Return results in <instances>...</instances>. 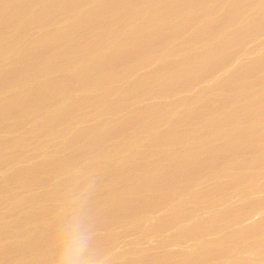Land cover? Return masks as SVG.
<instances>
[{
  "label": "rangeland",
  "instance_id": "374dc122",
  "mask_svg": "<svg viewBox=\"0 0 264 264\" xmlns=\"http://www.w3.org/2000/svg\"><path fill=\"white\" fill-rule=\"evenodd\" d=\"M30 1H34L33 6L36 7L34 12L32 11L33 13L30 14L33 16L32 14L36 13V9L41 8L44 3L41 2L42 0ZM97 1L109 4V7L111 4L106 17L108 27L95 29L96 31H102L101 34H103L101 39L89 48L86 44L95 37L96 31L91 28L90 24L82 21L86 11L93 6L89 7L84 0H81V3L79 1L73 3V0H68L66 1L68 4H65L63 10L57 2L58 7H54L57 8L56 13H53L52 17L42 19V21L25 14L28 8H24L23 12L26 17L22 19L21 23L19 22L20 25L17 23L18 21L15 23L9 22L5 25L8 30L6 27H4L6 30H0V38L2 37L6 42H13L12 47L14 45L9 54H0V77L4 80L0 79L1 87L10 82L13 77H19L22 81L23 79L32 80L37 76H41V71L42 74L47 73V70L54 66L50 57L59 54L70 43L72 47L76 46L78 49V57L76 54L71 56L72 51L70 50L68 60L59 57L61 59L59 62L53 61L55 65H59L73 60V62H76L73 64V69H78L73 71L74 74L65 75V77L64 75L60 77L59 72L57 77L48 75L43 78L46 81L41 79L44 81L42 87L39 86L33 91L24 90L25 92L21 91L18 92L19 94L12 95V100L17 101V105L10 106L7 110L9 114L4 115L3 119L0 118V144L3 145V157H0V161L16 157L15 160L5 163V169H0V212H13L20 209L18 206H20L19 202L23 200V197L29 191L36 190L37 179L41 177V179L48 180L46 178L48 177V173H46L48 167L43 169L40 166L39 170L36 169L37 174L34 173V178L28 176L30 177L27 179L29 180L28 183L30 182L28 185L15 188L14 184L22 182V177L18 173L19 178L16 175L11 177V174L18 172L19 167L35 165L42 161H44V165H47L48 160L56 161L55 164L63 161H65V164H70L68 162L78 161L82 157V170L87 167V171L84 170L85 172H83L84 174L77 175L80 179L76 176V179L79 180V186H71V190V187L69 188L77 203L72 204L68 209L69 211L65 216L66 220H55L51 214L48 216V207L35 211L34 216L36 218L41 217L45 220L49 218L53 220V223H51L53 226L49 225L47 230V224L39 231L30 233L28 237L24 238L25 241H21L23 239L18 241L19 243H12L13 240L10 237L6 239V237L3 240V243L6 244L0 249V264H65L66 253L70 249H79L80 258L86 261V264H264V142L263 146L259 150L256 149V151L247 150L246 144L243 146L244 148L242 147L243 149L239 146V149L237 148L233 154L231 153L232 155L221 151L223 142L226 143L228 140L224 141L222 136L226 133L225 130L221 131V128H228L229 132L230 128L232 129L235 127L233 125L236 124L240 129L250 132L254 125L263 123L257 110L248 106L250 103L248 101L257 93L264 96V64L260 68L257 67V70L255 68L254 71L251 68L247 69L248 66L246 65L264 56V0H196L198 2L189 6L184 14L176 17H162L164 12L168 9L171 10L172 5L169 2L171 0H166L168 5L165 0H153L151 6L146 8V4L144 5L143 2L144 7L142 10L139 0ZM123 1L126 2L125 5L121 6L123 9L121 7L116 9L115 3L117 2L119 6ZM11 2L13 3V1H9L8 4L11 5ZM83 4L87 7H80ZM2 8L1 12L10 9L6 5ZM143 9L146 14H143ZM104 14L106 15V11L103 12V16ZM57 15L58 18L47 25L48 20L57 17ZM45 23L47 24L45 25ZM22 24H26L28 27H24L25 25ZM204 24L206 27L202 31L201 28L205 26ZM213 25L217 27L215 31L209 29L210 26L215 28ZM26 28L28 29L26 37L24 36L25 33L20 35L19 30H25ZM44 28L47 31L45 33L42 31ZM200 29L202 32L199 31ZM53 31H59L64 37L58 38V40L60 39L59 42L57 39L53 40L49 35ZM212 31L215 32L213 36L211 35ZM42 33L49 36L48 43L45 41V45H41L43 42L39 41V46L36 44V40L44 35ZM65 37H68L69 40ZM103 44L104 47L109 44V48L118 46L120 49L119 53L114 52V56L111 57L113 54L110 56L111 60L108 58L106 60L107 70L104 73L108 74L107 83L104 82L106 73L99 75L95 72L92 81H87L81 84L82 86H73L74 78L83 69L84 72L85 70L88 71V67L95 60V63L97 62L95 69L96 71L100 70L102 66L100 62L103 61V55L101 54V57L100 53L104 54V51H106L104 49L99 50ZM36 45L38 52H42L39 59L37 55H30L26 59L27 52L35 48ZM193 51L199 54L195 55L198 56V60L195 57L193 58ZM211 51H215V57L222 56L223 58L224 54L228 55V59L224 58V61L226 59L227 61L223 62L222 60L219 66L211 69L210 66H212V60L214 59ZM87 55L91 64L88 61L89 59H86L88 58ZM115 55L118 56L115 57ZM191 55H193L192 58ZM47 58H49L48 63L46 62ZM9 59L11 63L8 62ZM25 59L26 64L30 63V67L25 66ZM190 59H192L191 61L196 59L198 62H195V60L194 63L199 65L194 68V72L192 71L188 75V66L193 63ZM82 60L85 63H81ZM189 61L191 64H188ZM109 62L113 63L109 64ZM12 63L13 65H11ZM180 66L181 68H179ZM11 67L12 69H10ZM204 67L207 68L205 73L206 69ZM108 70L109 72H107ZM211 70L213 72H210ZM236 71H239V73ZM17 72L18 76L16 75ZM11 73H15L14 76H11ZM174 73H179V78L182 81L180 82L177 79L176 81L180 83L174 82L175 86L179 84L176 88L170 84L171 89L167 92L170 87L168 88V84L164 81L168 79L171 81L172 77L178 76H174ZM191 75L194 76V79ZM103 76L105 77L103 78ZM118 76L120 77L118 78ZM52 78H55L54 81ZM61 78L65 79L60 80ZM161 78H164L163 81ZM57 81H62V84L64 82L67 85L63 84L64 86L62 85L59 90H53L52 87V91L46 92L48 87L57 84ZM98 81H101L99 85L97 84ZM91 83L97 89L90 90V92L94 91L93 93L87 91L84 96L79 93V97L77 94L71 96V99L74 98L65 102L67 103L65 104L66 107L64 102L61 103L65 110L61 111L60 101H55L54 103L58 106L54 104L55 109L61 112L56 111L57 114L55 113L52 116L50 107H48L51 99L55 100L66 90L75 91L86 85L89 88V86H93L90 85ZM36 84L38 85V83ZM104 89L108 91L104 99L105 106H101L95 98ZM175 89L176 91H174ZM17 95L26 96V103L24 98ZM20 99L22 100L19 101ZM90 99L93 102L89 104ZM40 102L41 104H39ZM212 102L215 103L212 104ZM76 103L79 106L75 107ZM67 105L71 108L69 109ZM1 107L2 105H0V109ZM59 107L61 108L59 109ZM67 109L68 111L71 110L70 114ZM237 109H240L238 119L234 117L233 120L230 115ZM28 111H35V115H28L15 120L19 115L23 116ZM194 112L198 114L192 116ZM170 113L173 114L171 117H174L171 120ZM11 118L15 121L9 120ZM177 118H183L179 134L176 132L177 124H174ZM191 118L193 120H190ZM212 118H214L217 131L220 127V133L216 134H219L218 138L214 141L208 134V126H210L208 121H211ZM6 119H8V122ZM52 119L54 120L51 121ZM172 119H175V122ZM4 120L5 122H3ZM40 120H45L44 126H47L40 127L37 132L36 129ZM10 121H14L13 124H15L11 129L7 127L8 123L11 124ZM191 121L196 123L191 124ZM217 122L219 124H216ZM247 122L249 123L247 124ZM145 125L146 127H144ZM53 126L55 127L52 132H49L48 130ZM185 127L192 129L190 134L184 135L182 129ZM83 130H87V133L84 132L87 138L84 142L83 135L80 134ZM78 133L79 135L76 137ZM170 135L173 138H170ZM21 136H26V139L29 138L27 139L29 142L23 147L21 146V149L16 147L4 148L10 140ZM219 136H221L220 140ZM177 137L179 139L177 140L178 145L176 151L174 150L176 154L171 156L170 151L163 147L169 144L168 141L171 139L170 143H174ZM69 139H73L69 142L71 146L66 145ZM141 139L144 142L140 141ZM196 139L198 140L196 141ZM113 142L118 143L117 147H120V150H117L120 153L118 154L117 151V154L111 155L110 159L94 160L93 157L88 159L85 156L90 148L93 147L94 149L99 146L98 148L102 147L101 150H105ZM152 142L153 144H151ZM141 145L145 147L142 148ZM194 148L197 150L195 158L192 156L191 151H194ZM199 148L203 150L213 149L214 155L211 157L209 167L200 165L197 174H192L194 173L193 165H196V162L193 161V163L192 159L198 160L199 151H201ZM189 150L191 153H189ZM219 150L221 153H219ZM175 155L178 159L183 155L184 162L189 164L185 166L184 171L186 168L189 170L187 169L176 178L175 176L172 178V171V175L170 174L168 178L164 179L161 169L173 166L175 162L177 164L178 160ZM46 156H49L50 159ZM53 156L54 158L57 157L53 159ZM257 158H260L258 164L255 163ZM93 166L95 169H92ZM43 170H45L44 174H42ZM150 177H152L151 179L154 178L153 187L145 184V180L148 181ZM162 178L166 182L165 186L162 183ZM27 180L24 179L23 181L27 182ZM47 182L44 186H48ZM149 182L151 183V180ZM84 183L89 184L88 188L91 189L86 191L79 189ZM128 199H131V203L126 202ZM97 203L98 207L103 204V210L100 213H98L100 210L97 213L94 212ZM13 208L14 210H12ZM15 211L14 213L11 212L10 215L12 221H14L15 215H19ZM92 211L94 214H92ZM45 215L48 217H44ZM56 221L59 223H54ZM9 227H4V225L0 227V237L7 233V230L11 228ZM93 241L94 243H92ZM34 250L35 252L38 251L37 253H40V255L33 259L28 254ZM25 253L27 254L26 260L21 261V254L26 255Z\"/></svg>",
  "mask_w": 264,
  "mask_h": 264
},
{
  "label": "bare ground",
  "instance_id": "6f19581e",
  "mask_svg": "<svg viewBox=\"0 0 264 264\" xmlns=\"http://www.w3.org/2000/svg\"><path fill=\"white\" fill-rule=\"evenodd\" d=\"M25 0H13V3L10 5V4H8V3H4V4H0V12H1V10H3V6H5L6 5V7H13V6H16V5H18L20 2H24ZM36 1V0H35ZM97 1V0H96ZM95 0H84V2L86 3V4H88L89 5V7L90 6H92L95 2H96ZM103 1V0H102ZM160 1V0H159ZM166 1V0H165ZM17 2V3H16ZM28 2L30 3V4H32V1H30V0H28ZM42 2V1H41ZM80 2V1H79ZM196 2H198V1H196ZM145 3V2H144ZM143 3V4H144ZM152 4V1L151 2H149V5H151ZM161 3V2H160ZM146 4V3H145ZM154 5H155V2L153 3ZM166 4H167V1H166ZM7 5H9V6H7ZM149 5H148V7H149ZM35 6H36V4H35ZM146 6V5H145ZM39 7H41V6H39ZM80 7H87V6H85L84 4L83 5H81ZM171 7V6H170ZM7 8V9H8ZM27 8V7H26ZM36 8V7H35ZM35 8L34 9H31V7L29 8V9H27V12L25 13V14H28V15H30L31 13H33L34 12V10H35ZM122 8V7H121ZM146 8V7H145ZM6 9V8H5ZM88 9V8H87ZM123 9V8H122ZM148 9V8H147ZM9 10V9H8ZM26 10V9H25ZM38 10V9H37ZM63 10V9H62ZM82 10V9H81ZM150 10V9H149ZM170 10V9H169ZM168 10V11H169ZM33 11V12H32ZM60 11V10H59ZM85 11V10H84ZM230 11H232V10H230ZM230 11H229V13H230ZM65 12V11H64ZM130 12V11H129ZM143 13H144V9H143V11H142ZM56 12H54V14H55ZM82 13V12H81ZM84 13V12H83ZM24 14V15H25ZM57 14H58V12H57ZM32 15H34V14H32ZM56 16V15H55ZM193 16V15H192ZM26 17V16H25ZM25 17H24V19H25ZM30 17H31V15H30ZM52 17V16H51ZM142 17V16H141ZM23 18V17H22ZM56 18H58V15H57V17H54V18H50V20H48V24L47 23H45V25L47 24V25H49L50 23H52V20H56ZM144 18V17H143ZM47 20V19H46ZM70 20V19H69ZM143 20V19H142ZM216 20V19H215ZM38 21H40V20H38ZM81 21V20H80ZM212 21V20H211ZM219 21V20H218ZM32 22V21H31ZM46 22V21H45ZM214 22V21H213ZM223 22V21H222ZM24 23V22H23ZM41 23V22H40ZM132 23V22H131ZM134 23V22H133ZM208 23H210V22H208ZM215 23V22H214ZM214 23H212V24H214ZM38 24V23H37ZM61 24V23H60ZM64 24V23H63ZM206 24H207V22H206ZM211 24V25H212ZM20 25V24H19ZM22 25H25L24 27H28L26 24H22ZM144 25V24H143ZM205 25V24H204ZM216 25H217V23H216ZM216 25H213V26H215V28L214 27H212V26H210V30H214L215 31V29L217 28L216 27ZM42 27H45V26H43V25H41ZM127 26V25H126ZM15 27V26H14ZM19 27V26H18ZM30 27V26H29ZM40 27V26H39ZM47 27V26H46ZM51 27V26H50ZM79 27V26H78ZM203 28H201L202 29V31H204V27H206V25L205 26H202ZM258 27V26H257ZM7 28V30H8V27H6ZM6 28H3L4 30H6ZM10 28V27H9ZM48 28H49V26H48ZM131 28H132V24H131ZM207 28H208V25H207ZM213 28V29H212ZM140 29V28H139ZM201 29L199 30L200 32H202L201 31ZM254 29V28H253ZM17 30V29H16ZM52 30H53V28H52ZM208 30V29H207ZM206 30V31H207ZM220 30V29H219ZM218 30V31H219ZM257 30V29H256ZM15 31V30H14ZM28 31V29L26 28L25 30H23V29H21V30H19V32H20V35H23L24 33V36L26 37V32ZM42 31L45 33V31H46V28H44V30L42 29ZM48 31H50L49 29H48ZM96 31V30H95ZM209 31V30H208ZM10 32V31H9ZM17 32V31H16ZM47 32V31H46ZM54 32V31H53ZM131 32V31H130ZM199 32V33H200ZM213 32V31H212ZM217 32V31H216ZM28 33V32H27ZM44 33H42V34H44ZM49 33V32H48ZM52 33V32H51ZM196 33V32H195ZM198 33V34H199ZM214 33L215 32H213L211 35L213 36L214 35ZM18 34V33H17ZM63 34H65V33H63ZM130 34V33H129ZM217 34V33H216ZM45 35V34H44ZM126 35V34H125ZM200 35H201V33H200ZM68 36V35H67ZM195 36V35H194ZM197 36V35H196ZM21 37V36H20ZM25 37H23L22 36V38H24L25 39ZM49 37V36H48ZM62 37H64V35L62 36ZM104 37V36H103ZM10 38V37H9ZM65 38H67L68 39V37H65ZM199 38V37H198ZM232 38V37H231ZM7 39V38H6ZM8 40V39H7ZM58 40V39H57ZM60 40V39H59ZM59 40H58V42H59ZM69 40V39H68ZM27 41V40H26ZM52 41V40H51ZM103 41V40H102ZM107 41V40H106ZM105 41V42H106ZM35 42V41H34ZM47 42V41H46ZM53 42V41H52ZM51 42V43H52ZM117 42V41H116ZM30 43V42H29ZM45 43V42H44ZM48 43V42H47ZM50 43V42H49ZM60 43H61V41H60ZM60 43H59V45H60ZM65 43H67V42H65ZM104 43V42H103ZM113 43V42H112ZM13 44V42L12 43H10V41L9 42H6V41H4L3 40V38L1 37L0 38V54L2 53V55H6V54H9L10 52L9 51H12L11 49L14 47V45H13V47L11 46ZM16 44V43H15ZM37 44V43H36ZM39 44H40V42H39ZM57 44V43H56ZM105 44H107V43H105ZM35 45V44H34ZM45 45V44H44ZM44 45H43V47H44ZM47 45V44H46ZM53 45V44H52ZM68 45V44H67ZM101 45V44H100ZM49 46V45H48ZM108 46H109V44H108ZM108 46H106V47H104V44H103V46L101 47V48H99V50H106V51H104L105 53L103 54V53H100V56H101V54L103 55V61L105 60H107V58L108 59H110L111 60V57H113L114 56V52L115 53H119L120 52V49H119V47L118 46H116V48H115V46H112V45H110V46H112V47H108ZM11 47V48H10ZM21 47V46H20ZM33 47V46H32ZM31 47V48H32ZM72 47V46H71ZM99 47V46H98ZM24 48V47H23ZM39 48V47H38ZM54 48L56 49V47L54 46ZM58 48V47H57ZM62 48V47H61ZM27 49V48H26ZM48 49H49V47H48ZM52 49H53V46H52ZM94 49V48H93ZM125 49V48H124ZM20 50V49H19ZM44 50H45V48H44ZM109 50V51H108ZM17 51H18V49H17ZM27 51H28V49H27ZM43 51V50H42ZM52 51V50H51ZM57 51H58V49H57ZM48 52H49V50H48ZM54 52V51H53ZM60 52V51H59ZM93 52V51H92ZM109 52V53H108ZM194 52V51H193ZM218 52V51H217ZM24 53H25V51H24ZM88 53V52H87ZM91 53V52H90ZM94 53V52H93ZM199 53V52H198ZM26 54V53H25ZM24 54V55H25ZM41 54H42V52H41ZM47 54V53H46ZM45 54V55H46ZM92 54V53H91ZM113 54V55H112ZM192 54H194V56L193 55H191L190 57L192 58V56H193V58L195 57L196 59L198 58V56H195V55H199V54H196L195 52L194 53H192ZM211 54H213L212 55V58H214L212 61H213V63H212V66H210V68L212 69H214V68H216V66H219V64L220 63H222V60H223V62H225V61H227V57H228V55H226V54H224L223 56V58H222V56H214L215 55V51H211ZM23 55V56H24ZM53 55V54H52ZM88 55H89V53H88ZM88 55H87V57H88ZM112 55V56H111ZM119 55V54H118ZM118 55H115V57L116 56H118ZM207 55H208V53H207ZM226 55V56H225ZM19 56V55H18ZM17 56V57H18ZM21 56V55H20ZM47 56V55H46ZM51 56V55H50ZM61 56V55H60ZM71 56H72V54H71ZM80 56V55H79ZM111 56V57H110ZM158 56V55H157ZM41 57V56H40ZM52 57V56H51ZM77 57H78V55H77ZM82 57V56H81ZM80 57V58H81ZM93 57V56H92ZM102 57V56H101ZM110 57V58H109ZM161 57V56H160ZM219 57V58H218ZM227 58L225 61H224V58ZM21 58V57H20ZM69 58H70V56H69ZM74 58V57H73ZM157 58H159V57H157ZM202 58V57H201ZM261 58V57H260ZM256 59V61H251L252 63H250L249 62V65H246V66H248V68L247 69H249V68H251L252 69V71H254V69L256 68V70H257V67L258 68H260L263 64H264V56H262V58L261 59ZM15 59V58H14ZM24 59V58H23ZM84 59V58H83ZM86 59H89V57L88 58H86ZM98 59V58H97ZM100 59V58H99ZM196 59H194V61L196 60ZM48 60H49V58H48ZM64 61H65V59H63ZM68 60V59H67ZM76 60V59H75ZM85 60V59H84ZM84 60H82V62L81 63H83L84 62ZM102 60V59H101ZM113 61L115 60V58L114 59H112ZM192 59H190V61H191ZM198 60V59H197ZM195 61V62H198V61ZM10 61V59L8 60V62ZM71 61V60H70ZM77 61V60H76ZM89 61V63H90V59L88 60ZM94 61V60H93ZM96 61V60H95ZM100 61V60H99ZM189 61V62H190ZM194 61H191V62H193L194 63ZM210 61V60H209ZM13 62V61H12ZM62 62V61H61ZM191 62L190 63H188V64H191ZM203 62V61H202ZM9 63H11V62H9ZM24 63V62H23ZM74 63H76V62H73V60L71 61V62H66V63H62V64H57V65H55L54 63H53V61H52V64L54 65V66H52L50 69H48L47 71L45 70V72H47V73H43L42 74V71H41V76H37V77H35L34 79H32V80H24L23 79V81H22V79H19V77H13L12 78V80H10V82H8L7 84H5V85H3L2 87L0 86V105H2V107H1V109H0V118L1 119H3L2 117H5L4 115H6V114H9V113H7V110H8V108L10 107V106H16L17 105V101H15V100H12L13 98V96H14V94H16V93H18V92H21V91H24V90H30V91H33V90H35V89H37L39 86H43L42 85V83L44 82V81H46V79H43L44 77H46V76H50V77H52V76H56L57 77V74H58V72L60 73V77L62 76V75H64V77H65V75H68V76H70V75H72V74H74V70L76 69H73L74 68V66H73V64ZM80 63V62H79ZM85 63V62H84ZM88 63V62H87ZM111 63H113V62H109V64H111ZM191 64V65H189L188 66V68H189V71L188 70H186V71H188V75L190 74V73H192V71L193 70H195L194 68H196L198 65H196L195 63L194 64ZM205 63V62H204ZM203 63V64H204ZM211 63V62H210ZM215 63V64H214ZM17 64V63H16ZM30 64V63H29ZM39 64V63H38ZM43 64H44V62H43ZM91 64V63H90ZM206 64V63H205ZM251 64V65H250ZM9 65V64H8ZM7 65V66H8ZM11 65H13V63L11 64ZM21 65V64H20ZM42 65V64H41ZM76 65V64H75ZM79 65V64H78ZM89 65V64H88ZM194 65H196L195 67H194ZM10 66V65H9ZM49 66V65H48ZM73 66V67H72ZM81 66V65H80ZM182 66V65H181ZM181 66L179 67V68H181ZM185 66V65H184ZM208 66V65H207ZM264 66V65H263ZM4 67H6V66H4ZM13 67V66H12ZM12 67L10 68V69H12ZM21 67H23V66H21ZM20 67V68H21ZM30 67V66H29ZM78 67V66H77ZM206 67V66H205ZM204 67V68H205ZM7 68V67H6ZM5 68V69H6ZM81 68V67H80ZM89 68V67H88ZM87 68V69H88ZM171 68V67H170ZM184 68V67H183ZM185 68H186V66H185ZM204 68H203V70H204ZM263 68V67H262ZM15 69V68H14ZM23 69V68H22ZM51 69H52V71H51ZM86 69V68H85ZM109 69V68H108ZM172 69L174 70V68L172 67ZM176 69V68H175ZM206 70L204 71V73L207 71V68H205ZM250 69V70H251ZM8 70H9V67H8ZM7 70V71H8ZM76 70H78V69H76ZM110 70V69H109ZM109 70L107 71V72H109ZM169 70H171V69H169ZM181 70V69H180ZM6 71V70H5ZM18 71V70H17ZM19 71H21V70H19ZM23 71V70H22ZM87 70H85V72H86ZM111 71V70H110ZM176 71V70H175ZM174 71V72H175ZM248 71V70H247ZM11 72V71H10ZM14 72H16L15 70H14ZM30 72V71H29ZM76 72V71H75ZM115 72V71H114ZM164 72V71H163ZM173 72V71H172ZM177 72V71H176ZM178 72H180L179 70H178ZM194 72V71H193ZM210 72H213L212 70L210 71ZM237 73H239V71H236ZM257 72V71H256ZM106 73V72H105ZM104 73V74H105ZM6 74V73H5ZM10 74V73H9ZM12 75L11 76H14V74L15 73H11ZM47 74V75H46ZM77 74V73H76ZM80 74V73H79ZM107 74V73H106ZM121 74V73H120ZM125 74V73H124ZM177 74V73H176ZM179 74V73H178ZM209 74H211V73H209ZM2 75H3V73H2ZM17 76H18V72H17V74H16ZM20 75H21V73H20ZM25 75H27V74H25ZM40 75V74H39ZM174 75V74H173ZM195 75V74H194ZM197 75V74H196ZM207 75V74H206ZM6 76V75H5ZM7 76H9V75H7ZM120 76H123V75H120ZM120 76H118V78L120 77ZM174 76H176V75H174ZM192 76V75H191ZM190 76V77H191ZM24 77V76H23ZM50 77H49V79H50ZM77 77V76H76ZM105 76H103V78H104ZM108 74L106 75V77H105V81H104V79H102V81H104V82H106L107 83V80H108ZM170 77V76H169ZM168 77V78H169ZM172 77V76H171ZM179 77V76H178ZM194 76H192V78H193ZM197 77V76H196ZM233 77V76H232ZM59 78V77H58ZM72 78V77H71ZM172 78H174V77H172ZM0 79H1V77H0ZM4 79H6V78H4ZM41 79H43V80H41ZM53 79V78H52ZM55 79V78H54ZM54 79H53V81H54ZM62 79H65V78H61L60 80H62ZM66 79H67V77H66ZM98 79V78H97ZM110 79H111V77H110ZM114 79H115V77H114ZM164 79V78H163ZM194 79V78H193ZM1 80H3V79H1ZM8 80V79H7ZM51 80V79H50ZM70 80V79H69ZM69 80H68V82H69ZM100 80H101V77H100ZM169 80V79H168ZM238 80V79H237ZM4 81V80H3ZM171 81H172V79H171ZM175 81V80H174ZM179 81L181 82L182 80H180V78H179ZM179 81H176V83H178ZM240 81V80H239ZM48 82V81H47ZM66 82V81H65ZM101 82V81H100ZM99 81H98V85H99V83H100ZM179 82V83H180ZM236 83H237V81H235ZM243 82V81H242ZM36 83H38V85L36 84ZM50 83V82H49ZM52 83V82H51ZM67 83V82H66ZM70 83V82H69ZM2 84H3V82H2ZM56 84V83H55ZM65 84V83H64ZM95 84V83H94ZM171 84V83H170ZM182 84V83H181ZM180 84V85H181ZM187 84V83H186ZM186 84H185V86H186ZM241 84V83H240ZM247 84V83H246ZM46 85V84H45ZM65 85H67V84H65ZM90 85H93L92 83L90 84ZM98 85H96V86H98ZM179 84H177L176 86H175V83L172 85L173 87H177ZM183 85V84H182ZM233 85V84H232ZM245 85V84H244ZM248 85V84H247ZM49 86V85H48ZM64 86V85H63ZM82 86V85H81ZM87 86V85H86ZM86 86H83V87H80L79 89H77V90H75V91H71V90H69V91H67L66 90V92L64 93H62L61 95H60V97H58V98H56L55 100H48L49 102H50V104H48V107H50V111H51V114H52V116L56 113L57 114V112H58V110H56L55 109V107L57 106L54 102L55 101H60V106H61V103H63L64 102V106L66 107V105L65 104H67V103H65L66 101H68L69 99H71L70 97L71 96H74L75 94H77L78 95V93L79 94H82L83 96H84V94L87 92V91H89L90 92V90H92V89H97V87L95 88V85H93V86H89V88L88 87H86ZM184 86V85H183ZM236 86V85H235ZM241 86V85H240ZM46 87H47V85H46ZM66 87V86H65ZM68 87V86H67ZM66 87V88H67ZM98 87H100V86H98ZM170 86L168 85V88H169ZM173 87H172V89H173ZM243 87V86H242ZM69 88V87H68ZM167 88V89H168ZM171 88V87H170ZM170 88H169V90L167 91V92H169L170 91ZM237 88V87H236ZM239 88V87H238ZM237 88V89H238ZM245 88V87H244ZM244 88H242V89H244ZM45 89V88H44ZM74 89V88H73ZM40 90H41V88H40ZM44 91V90H43ZM57 91V90H56ZM62 91V90H61ZM108 90H106V89H104L103 90V92H101L100 93V95L98 94V97L97 98H95V99H97V101H98V103L101 105V106H105V101H104V99H105V95H106V92H107ZM174 91H176V89L174 90ZM240 91H241V89H240ZM25 92V91H24ZM23 92V93H24ZM92 92V91H91ZM90 92V93H91ZM94 92V91H93ZM92 92V93H93ZM19 94V93H18ZM22 94V93H21ZM30 94V93H29ZM54 94V93H53ZM13 95V96H12ZM48 95V94H47ZM17 96H20V95H17ZM36 96V95H35ZM35 96H34V98H35ZM44 96V95H43ZM20 97H22V98H24V100H25V98H26V96L25 97H23V96H20ZM28 98H29V96H27ZM46 97V96H45ZM55 97V96H54ZM54 97H53V99H54ZM78 97H79V95H78ZM130 97V96H129ZM253 98L251 99V100H249L248 102H250L249 103V107L251 108V109H254V110H257V112L260 114V117L262 118V121H263V123H261V124H256V125H252L253 127L250 129L251 131L250 132H248V130H242V129H240V127H236V126H238V125H233V126H235V127H233L232 128V130L230 131L229 130V132H226L225 131V133L226 134H223V139H224V141L226 140V139H228L227 140V142L225 143V142H223V147L221 148V151H222V153H224V152H226L228 155H232L233 153H234V151L235 150H237V148L239 149V146H240V148H242L245 144V147L247 148V150H253V151H256V149L257 150H259L262 146H263V142H264V96H262V95H260V93H257V94H254V96H252ZM15 98V97H14ZM19 98V97H18ZM40 98V97H39ZM74 98V97H73ZM72 98V99H73ZM71 99V100H72ZM22 99H20L19 101H21ZM23 100V101H24ZM32 100V99H31ZM34 100H36V99H34ZM221 100V99H220ZM247 100V99H246ZM26 101L27 100H25V103H26ZM74 101V100H73ZM72 101V102H73ZM85 101V100H84ZM48 102V103H49ZM70 102V101H69ZM93 102V100L92 99H90V102H89V104L90 103H92ZM218 102V101H217ZM247 102V101H246ZM34 103V102H33ZM43 103V102H42ZM75 103V102H74ZM208 103V102H207ZM215 102H212V104H214ZM20 103L18 102V105H19ZM29 104V103H28ZM39 104H41V102L39 103ZM38 104V105H39ZM56 106H55V105ZM77 104V103H76ZM245 104V103H244ZM248 104V103H247ZM247 104H246V106H247ZM21 105H23V104H21ZM27 105V104H26ZM31 105V104H30ZM81 105V104H80ZM87 105V104H86ZM33 106V105H32ZM43 106V105H42ZM55 106V107H54ZM76 106H79L78 104L77 105H75V107ZM216 106H217V104H216ZM29 107V106H28ZM31 107V106H30ZM39 107H40V105H39ZM58 107V106H57ZM62 107V108H61ZM61 107H59V109L61 108V111H63V110H65V108L63 107V106H61ZM67 107L69 108V106L67 105ZM74 107V106H73ZM81 107V106H80ZM34 108V107H33ZM70 108H71V106H70ZM69 108V109H70ZM240 108L242 109V107L240 106ZM247 108V107H246ZM31 109V108H30ZM34 109H37V108H34ZM58 109V108H57ZM77 109V108H76ZM244 109H245V107H244ZM4 110H5V112H4ZM22 110V109H21ZM29 110V109H28ZM47 110V109H46ZM74 110V109H73ZM38 111V110H37ZM57 111V112H56ZM60 111V112H61ZM67 111H68V109H67ZM71 111V110H70ZM70 111H68L69 112V114H70ZM238 111H240V109L238 110H235V111H233V113L230 115V117H233V120H234V117L236 118V119H238L237 117H238ZM9 112V111H8ZM60 112H58V113H60ZM65 112V111H64ZM251 112H252V110H251ZM65 113H67V112H65ZM69 114H67L68 116H69ZM196 114H198L197 112H194V114L192 115V116H194V115H196ZM229 114V113H228ZM255 114V113H254ZM18 115V114H17ZM30 116V115H35V111H33V112H31V111H28L25 115H19V117H17V118H15V120L16 119H20V118H24V117H27V116ZM173 114L172 113H170V120H171V118H174V117H171ZM168 116H169V114H168ZM198 116V115H197ZM196 116V117H197ZM226 116V115H225ZM224 116V117H225ZM16 117V116H15ZM199 117V116H198ZM223 117V118H224ZM7 118H8V115H7ZM53 118V117H52ZM64 118V117H63ZM186 118V117H185ZM188 118H190V117H188ZM227 118V117H226ZM1 119H0V121H1ZM178 119V120H177ZM176 119V122L174 123L175 125L177 124V129H176V127H175V129L177 130L176 132L179 134L180 133V129H181V127H180V125L183 123L182 121V119L183 118H177ZM187 119V118H186ZM194 119H196V118H194ZM225 119V118H224ZM228 119V118H227ZM7 120V122H8V119H6ZM9 120H14V119H9ZM14 120V121H15ZM54 119H52L51 121H53ZM60 120H61V118H60ZM63 120V119H62ZM64 120H65V118H64ZM134 120V119H133ZM190 120H193V118H191ZM211 120V119H210ZM14 121H10L11 122V124H9L8 123V128H13L12 126L13 125H15V124H13L14 123ZM50 121V120H49ZM66 121V120H65ZM64 121V122H65ZM139 121V120H138ZM189 121V120H188ZM220 121H222V120H220ZM253 121V120H252ZM261 121V122H262ZM3 122H5V120L3 121ZM38 122V121H37ZM62 122V121H61ZM169 122V121H168ZM172 122V121H171ZM190 122V121H189ZM209 123L208 124H210V126H208L209 127V133L208 134H210V138L211 139H213V141L214 140H216V138H218L217 136L219 135H216V133H214V131H213V129L214 128H216L215 127V121H214V118H212V120L211 121H208ZM211 122V123H210ZM219 122V121H218ZM216 123V124H219V123H222V122H219V123ZM236 122V121H235ZM234 122V123H235ZM25 123V122H24ZM60 123V122H59ZM66 123V122H65ZM140 123V122H139ZM196 123V122H195ZM195 123H192V121H191V124H195ZM228 123H230V122H228ZM233 123V124H234ZM249 122H247V124H248ZM254 123V122H253ZM1 124V123H0ZM153 124V123H152ZM159 124V123H158ZM208 124H206V125H208ZM251 124V123H250ZM45 125V120H40V122H39V124H38V127H37V129H36V131L38 132V130H39V128L40 127H43ZM48 125H49V123H48ZM60 125V124H59ZM137 125V124H136ZM165 125V124H164ZM223 125H225L224 123H223ZM47 126V125H46ZM46 126H44V127H46ZM56 126V125H55ZM55 126H53V127H51L48 131L49 132H52V130H53V128L55 127ZM138 126V125H137ZM141 126V125H140ZM143 126V125H142ZM174 126V125H173ZM193 126V125H192ZM195 126V125H194ZM43 127V128H44ZM136 127V126H135ZM144 127H146V125L144 126ZM149 127V126H148ZM147 127V129L148 130H150L149 128ZM158 127V126H157ZM168 127V126H167ZM191 127V126H190ZM231 127V126H230ZM42 128V130H44ZM151 128V127H150ZM186 128V127H185ZM182 129L183 131H184V135L185 134H190V131L192 130H190L189 128H186V129ZM219 128V127H218ZM48 129V128H47ZM46 129V130H47ZM222 130L221 131H224L223 130V128H221ZM228 129V128H227ZM231 129V128H230ZM41 130V131H42ZM45 130V131H46ZM137 130V129H136ZM153 130H155L154 128H153ZM152 130V131H153ZM194 130V129H193ZM214 130H216V129H214ZM35 131V132H36ZM40 131V132H41ZM139 131V130H138ZM140 131H141V129H140ZM142 131H144V129H142ZM157 131V130H156ZM172 131V130H171ZM196 131V130H195ZM211 131V132H210ZM228 131V130H227ZM247 131V132H246ZM44 132V131H43ZM84 132H86L87 133V130L85 131V130H83V131H81V133L80 134H82L83 135V137H82V139H83V142L85 141V139H87L86 137H85V134H84ZM133 133H135L134 131H132ZM175 132V131H174ZM34 133V132H33ZM33 133H31L32 135H34ZM136 133H138L137 131H136ZM144 133V132H143ZM143 133H142V135H143ZM149 133V132H148ZM218 133H220V132H218ZM224 133V132H223ZM31 134H30V136H31ZM43 134V133H42ZM53 134V133H52ZM152 134V133H151ZM192 134H194V133H192ZM29 135V134H28ZM37 135V134H36ZM78 135H79V133L76 135V137H78ZM105 135V134H104ZM136 135V134H135ZM138 135V134H137ZM150 135V134H149ZM153 135V134H152ZM174 135H176V134H174ZM183 135V134H182ZM221 135V134H220ZM227 135V136H226ZM39 136V135H38ZM50 136V135H49ZM163 136V135H162ZM165 136V135H164ZM171 136V135H170ZM177 136V135H176ZM187 137H188V135H186ZM199 136V135H198ZM26 136H21V137H18V138H16V139H13V140H10L9 141V143L6 145V147L4 146V148H6V149H8V147H16L17 149H21L27 142H29L27 139H29V138H25ZM28 137V136H27ZM32 137V136H31ZM34 137V136H33ZM76 137L74 136V138L76 139ZM81 137V136H80ZM152 137V136H151ZM159 137V136H158ZM179 137V136H178ZM178 137H177V139H176V141L174 140V143H170L171 142V140H167L168 142H169V144H167L166 146L164 145V149H168V151H170V154H171V156L172 155H174V154H176V147H177V145H178V141L177 140H179L178 139ZM182 137H184V136H182ZM181 137V138H182ZM192 137H194V136H192ZM192 137H190L191 139H192ZM196 137V136H195ZM194 137V138H195ZM220 137L221 136H219V140H220ZM1 138V137H0ZM10 138V137H9ZM73 138V139H74ZM104 138V137H103ZM103 138H102V140H103ZM153 138V137H152ZM160 138V137H159ZM170 138H173L172 136L170 137ZM175 138V137H174ZM181 138H180V140H181ZM185 138V137H184ZM36 139H37V137H36ZM36 139H33V140H36ZM73 139H69V141H68V143L66 144V145H68V146H71V144H69V142H70V140H73ZM81 139V140H82ZM100 139V138H99ZM163 139V138H162ZM165 139V138H164ZM190 139V140H191ZM198 139H200L199 137H198ZM198 139H196V141L198 140ZM222 139V140H223ZM31 140V139H30ZM102 140H101V143L103 144V142H102ZM104 140H105V138H104ZM154 140V139H153ZM161 140V139H160ZM188 140V139H187ZM189 140V141H190ZM76 141V140H75ZM140 141H143L142 139L140 140ZM151 141H152V139H151ZM189 141H188V143H189ZM200 141V140H199ZM198 141V142H199ZM208 141V140H207ZM4 142V141H3ZM6 142V141H5ZM80 142V141H79ZM99 142V141H98ZM105 142V141H104ZM139 142V141H138ZM144 142V141H143ZM155 142V141H154ZM156 142H159V141H156ZM161 142V141H160ZM164 142V141H163ZM195 142V141H194ZM194 142H193V145H194ZM198 142H196L197 144H198ZM75 143V142H74ZM115 145H114V144ZM112 143V145H110V147H107L105 150H101L102 149V147L101 148H98V147H95L94 149H93V147L92 148H88L89 149V151H87V153H86V157H88V159L90 158V157H93V159L94 160H96V159H104V160H108V159H110L111 158V155L113 156L114 154L116 155L117 154V149H119L120 150V147L118 148L117 147V142H113ZM137 143V142H136ZM136 143H134V144H136ZM191 143H192V141H191ZM190 143V144H191ZM73 144V143H72ZM76 144V143H75ZM81 144V143H80ZM145 144V143H144ZM151 144H153V142L151 143ZM154 144H156V143H154ZM161 144V143H160ZM181 144V143H180ZM196 144V145H197ZM137 145V144H136ZM159 145V144H158ZM163 145V144H162ZM199 145V144H198ZM3 145L2 144H0V157H3L2 155V147ZM22 146V147H21ZM90 146H91V144H90ZM134 146V145H133ZM137 146H139V145H137ZM142 146V148L143 147H145V146H143V145H141ZM161 146V145H160ZM78 147H80V146H78ZM150 147H151V145H150ZM182 147V146H181ZM180 147V148H181ZM185 147V146H184ZM199 147V146H198ZM136 149H137V147H135ZM141 148V147H140ZM155 148V150H156V146L154 147ZM158 148V147H157ZM159 148H161V147H159ZM187 148H189V147H187ZM213 148V147H212ZM244 148V147H243ZM242 148V149H243ZM88 149H86V150H88ZM163 149V150H164ZM196 148H194V150H195ZM199 149H201V151H199V158H198V160H194V162H196V165L194 164L193 165V170H194V173H192V174H197V169H200V165L202 166H208L209 167V165L211 164V157L214 155V150L213 149H211V150H203L202 148H199ZM198 149V150H199ZM4 150V149H3ZM85 150V151H86ZM159 150V149H158ZM157 150V151H158ZM161 150H162V148H161ZM175 150V151H174ZM181 150V149H180ZM6 151V150H5ZM135 151V150H134ZM167 151V150H166ZM187 151H188V149H187ZM190 151V150H189ZM192 151V153H193V150H191ZM191 151L189 152V153H191ZM197 151V150H196ZM204 151V152H203ZM246 151V150H245ZM179 152V151H178ZM120 152L118 151V154H119ZM158 153V152H157ZM167 153V152H166ZM219 153H221L220 152V150H219ZM232 153V154H231ZM88 154V155H87ZM122 154V153H121ZM159 154V153H158ZM216 154H218V153H216ZM125 155V154H124ZM131 155V154H130ZM181 155V154H180ZM127 156V155H126ZM47 157V156H46ZM49 157V156H48ZM47 157V158H48ZM57 156H55V158H56ZM101 157H104V158H101ZM175 157H176V155H175ZM175 157H173V158H175ZM179 157V156H178ZM181 158H177V160H178V163L176 164V162H175V164L172 166H170V167H165V168H163V170L161 169V171H162V173H163V178L164 179H166V178H168L169 177V175L171 174L172 175V171H173V176H172V178L175 176V178L177 177V176H180V175H182L183 174V172H185L188 168H186L185 169V171H184V168H185V166H188L189 164L187 163L186 164V162H184V159L185 158H183V155L182 156H180ZM195 157V156H194ZM15 158L16 157H14V158H10V159H4V160H2V161H0V169H2L3 170V168L5 167V163L7 162V161H13V160H15ZM53 159H55L54 158V156L52 157ZM83 158V157H82ZM82 158L80 159V160H78V161H74L73 160V162L71 161V162H68V163H70V164H65V161H63V162H59L58 164H55V162L56 161H50V160H48V164L47 165H44V161H42V162H40V163H38V164H35V165H31V166H26V167H19V171L18 172H15V173H12L11 174V177H12V175L14 176V175H16L17 176V173L20 175V177H22V178H24V179H28V178H30L31 176L34 178L35 177V174L34 173H36L35 171H37L36 169H38L39 170V167L40 166H42V168L43 169H45L46 167H48V168H46V169H48V171L46 172V173H48V177H46V178H48V182L46 181V180H44V179H41V177L39 178V179H41V180H39V179H37L38 180V183L37 184H35L36 185V190H31V191H29L27 194H26V196L25 197H23V200H21V202H19L20 203V206H18V208L20 207V209H18V210H21L20 212L18 211V210H14V208L12 209V210H14L15 211V213L17 212V214H19V215H15L14 216V221H12L11 220V218H10V215L12 214V213H14V211L11 213L10 211H4L3 213H1L0 212V224H1V226H3L4 225V227L6 226H10L9 228L10 229H8L7 230V233H5L4 235H3V237H0V249H1V247H3V245H5L6 243H3L4 241V239L6 238V239H8V237H10L12 240H13V242L12 243H19L18 241H20L21 239H23V240H21V241H25L24 240V238H26V237H28L29 236V234L30 233H32L33 231L34 232H37V231H39L40 230V228H44L47 224H48V226L47 227H49V225H51V223H53L52 221L53 220H51V219H49L48 218V220H45V219H43V218H41V217H35L34 216V212L35 211H37V210H42L43 208H47L48 207V216L51 214V215H53V219H55V220H59V221H61L60 219H65V216H66V214H67V212L69 211L68 209H70V207H71V205L72 204H74V203H77L76 201H75V197L73 196V194L72 193H70V191H69V188L71 187V186H79V180L78 179H76L77 177H79L80 176V174L82 173V174H84L83 172H85L84 170H86L87 171V167H84V169L82 170V165L83 164H81V160H82ZM119 158V157H118ZM124 159H125V157H123ZM48 159H50V158H48ZM259 159L260 158H257V160H255L254 162L255 163H257V162H260L259 161ZM44 160V159H43ZM204 160H205V164H204ZM46 161H47V159H46ZM117 161H119V160H117ZM116 161V162H117ZM122 161V160H121ZM202 161V162H201ZM192 162H193V160H192ZM193 162V163H194ZM43 163V164H42ZM192 163V164H193ZM254 163V164H255ZM258 164V163H257ZM176 165V166H175ZM54 166V167H53ZM174 166H175V168H174ZM173 167V168H172ZM41 168V169H42ZM110 168V167H109ZM5 169V168H4ZM18 169V168H17ZM92 169H95V167L93 166L92 167ZM156 170H157V168H156ZM189 170V169H188ZM17 171V170H16ZM44 171L45 170H43V173L42 174H44ZM159 171V170H158ZM41 172V171H40ZM39 172V173H40ZM92 173V172H91ZM96 173V172H95ZM161 173V174H162ZM177 173V174H176ZM37 174V173H36ZM41 174V175H42ZM18 175V176H19ZM38 175H40V174H38ZM77 175H79V176H77ZM157 175V174H156ZM201 175V174H200ZM28 176H30V177H28ZM47 176V175H46ZM77 176V177H76ZM42 177H44L43 175H42ZM74 177V178H73ZM15 178H17V177H15ZM19 178V177H18ZM22 178H21V181L22 182H20V183H18V184H14V187L15 188H21V187H25L26 185H28L29 183H28V181L29 180H27V182H24L23 180H22ZM32 178V179H33ZM158 178V177H157ZM161 178V177H160ZM162 178V179H163ZM7 179H8V177H7ZM79 179H80V177H79ZM81 179H83L82 177H81ZM151 179V178H150ZM163 179V184H164V186H165V184H166V182H165V180ZM20 180V179H19ZM36 180V179H35ZM34 180V181H35ZM147 180V179H146ZM15 181V180H14ZM17 181H18V179H17ZM82 181V180H81ZM152 181H154V180H152ZM167 181V180H166ZM171 181H172V179H171ZM32 182H33V180H32ZM36 182V181H35ZM34 182V183H35ZM46 182L48 183V186H44L45 184H46ZM147 182V181H146ZM168 182V181H167ZM88 183V182H87ZM92 183V182H91ZM90 183V184H91ZM161 183V184H162ZM104 184V183H103ZM88 186H89V184H86V183H84V184H82L81 185V188H79V189H81V190H90L91 188H88ZM220 186V185H219ZM13 187V188H14ZM91 187V186H90ZM63 188H64V190H63ZM97 188V187H96ZM72 189V187L70 188V190ZM162 189V188H161ZM97 190V189H96ZM101 190V189H100ZM160 191V190H159ZM14 192V191H13ZM73 192V191H72ZM151 192V191H150ZM90 193V192H89ZM97 193V192H96ZM71 194V195H70ZM124 194V193H123ZM162 194H163V192H162ZM15 195V194H14ZM127 195V194H126ZM111 196V195H110ZM163 197V196H162ZM144 198V197H143ZM48 200V202H46ZM124 200V199H123ZM165 200V199H164ZM19 201V200H18ZM112 204V203H111ZM210 209V208H209ZM77 210V209H76ZM71 211H72V209H71ZM50 212V213H49ZM138 212H140V211H138ZM71 213V212H70ZM73 214V213H72ZM48 216H44V217H48ZM69 217H70V215H69ZM116 217V216H115ZM67 218H68V215H67ZM109 218V217H108ZM135 218H136V216H135ZM128 219V218H127ZM182 219V218H181ZM66 220V219H65ZM63 221V220H62ZM172 222V221H171ZM54 223H59L58 221H56V222H54ZM61 223V222H60ZM62 224V223H61ZM0 226V227H1ZM37 226V227H36ZM53 226V224L51 225V227ZM60 226V225H59ZM58 226V227H59ZM70 226V225H69ZM70 228V227H69ZM68 228V229H69ZM160 228V227H159ZM97 229V228H96ZM93 230V229H92ZM70 235V234H69ZM63 236V235H62ZM33 237V236H32ZM92 243H94V241L92 242ZM217 243V242H216ZM64 246V245H63ZM62 247V246H61ZM204 248V247H203ZM38 252V251H37ZM37 252H35V250L33 251V252H31V253H29L28 254V256L30 257V258H36V257H38V255H40V253H37ZM26 254V253H25ZM21 261H25L26 260V257H27V254L26 255H24V254H21ZM19 260H20V258H19Z\"/></svg>",
  "mask_w": 264,
  "mask_h": 264
},
{
  "label": "water",
  "instance_id": "95a60500",
  "mask_svg": "<svg viewBox=\"0 0 264 264\" xmlns=\"http://www.w3.org/2000/svg\"><path fill=\"white\" fill-rule=\"evenodd\" d=\"M9 1H13V0H0V4H4V3H8ZM66 1H68V0H42V2L44 3L43 5H42V7L41 8H38V10L36 11V13L33 15V16H31V18H34V19H36V20H41L42 21V19H44V18H49L55 11H56V9L54 8V7H58V4H57V2H59V7L61 8V9H63L66 5L65 4H68V2H66ZM78 1H81V0H73V3H76V2H78ZM151 1H153V0H139V3H140V8H141V10H142V8L144 7V5H145V3H146V6L145 7H148V5H149V2H151ZM143 2H145L144 3V5L142 4ZM170 2V5H172V8H171V10H167L166 12H164L163 13V16L162 17H165V16H179V15H182V14H184L185 13V11H186V9H188L189 8V6H191V5H194L195 4V2H196V0H171V1H169ZM168 2V3H169ZM81 3V2H80ZM118 3H119V1H118ZM118 3L116 2L115 3V6H116V9L118 8V7H121V6H123V5H125L126 4V2L125 1H123L122 2V4L121 5H119L118 6ZM33 4H34V1H32V4H30L29 2H28V0H25L24 2H21L20 4H18V5H16V6H13V7H11L8 11H6V12H0V30L2 31L3 30V28L4 27H6L5 25L7 24V23H9V22H11V23H15V22H17V23H21V21H22V19L25 17V15H24V8H30L31 7V9H34L35 7L33 6ZM151 4V3H150ZM168 5V4H167ZM149 6H151V5H149ZM21 8V9H20ZM110 8H111V4H110V7H109V4H104V3H101V2H98V1H96L94 4H93V6L92 7H90L89 8V10H87L86 11V13H85V15H84V17L82 18V21L83 22H85V23H87V24H90L91 25V28H94V30L96 29V28H100V27H102V29L104 28V26L106 27L107 26V24H106V22H107V19H106V17H107V14H108V12H109V10H110ZM115 9V10H116ZM104 11H106V15L104 14V16H103V12ZM116 13V12H115ZM143 14H146V12L145 13H143ZM23 15H24V17H23ZM118 15V14H117ZM30 16V15H29ZM23 17V18H22ZM116 17V16H115ZM148 18H150L149 16H148ZM111 22H113V21H111ZM19 23V24H20ZM114 23V22H113ZM143 24V23H142ZM108 27V26H107ZM101 32L102 31H100V30H98V31H96V34H95V37L91 40V41H88L87 42V47L89 48V47H92L97 41H99L100 39H101V36H102V34H101ZM105 33V32H104ZM50 35V37L51 38H53V40H56V39H58V38H61L62 37V34L59 32V31H55V32H53V33H50L49 34ZM149 39H151L150 37H148ZM153 39V38H152ZM48 40V35L47 36H45V35H42L41 37H40V39H38V40H36V42H37V44H38V42L39 41H41V42H43V43H41V45L42 44H44V42L45 41H47ZM39 45V44H38ZM40 46V45H39ZM72 46V44L70 43V45L69 46H67L66 48H64V49H62L61 50V52L59 53V54H57V55H54L53 57H50V60H52V61H58L59 62V60H61V59H59V57H62V58H68V56H69V54H70V50L72 51V56H74L75 54L77 55V51H78V49L76 48V46L75 47H71ZM39 50L37 49V45L35 46V48H33V49H30L29 50V52H27V55H26V59L28 58V56H30V55H37L38 56V59H39V55H40V53L41 52H38ZM61 55V56H60ZM65 56V57H64ZM73 58V57H72ZM26 59H25V66L26 67H29L30 65L29 64H26ZM46 62L48 63V58H47V60H46ZM53 62V63H54ZM100 63H102V66H101V68H100V70L99 71H96V67H95V64H97V62L95 63V61L90 65V67H89V69H88V71L87 72H84V69L80 72V74H78V76L77 77H75L74 78V80H73V82H72V84H73V86H79V85H81V84H84V83H86L87 81L88 82H90V81H92V77H93V74L96 72V73H99V75L101 74L102 75V73H104V71L105 70H107L106 68H107V63H106V61H101ZM175 74V73H174ZM176 76L178 75V74H175ZM179 76V75H178ZM174 77V78H172V81H170V80H165L164 82L166 83V84H168V85H170V83H171V85H173L174 84V82L177 80V79H179V77ZM161 80L163 81V78H161ZM175 80V81H174ZM58 83L57 84H55V85H52V86H49L48 87V89H47V91L46 92H50V91H52L51 89H52V87H53V90L54 89H61V86L64 84V82H63V84H62V81H57ZM171 89V88H170ZM42 93H43V91H42ZM41 93V94H42ZM41 94H39V95H41ZM263 122V121H262ZM223 127V126H222ZM239 127V126H238ZM214 129H216V130H214ZM213 129V131H214V133H218L219 132V130H220V127H219V129H218V131H217V128H214ZM223 130H225L226 132H228L227 131V129L226 128H224ZM232 129H230V131H231ZM183 141V140H182ZM196 149L193 151V153H192V156L194 157V156H196ZM195 158V157H194ZM193 160V159H192ZM190 161H191V159H190ZM194 161V160H193ZM17 177H19V176H17ZM150 178H152V177H150ZM149 179V178H148ZM154 179V178H153ZM153 179H149L147 182H146V180H145V184H147L148 186H150V187H153ZM151 180V183L149 182ZM126 202H130L131 203V199L129 200H127ZM96 210H94V212L95 213H97L99 210V212L98 213H100L102 210H103V204L101 205V206H99L98 207V203L96 204ZM100 208H102V209H100ZM94 212L92 211V214H94ZM47 228V230H48V227H46ZM19 248V247H18Z\"/></svg>",
  "mask_w": 264,
  "mask_h": 264
},
{
  "label": "clouds",
  "instance_id": "9594fccd",
  "mask_svg": "<svg viewBox=\"0 0 264 264\" xmlns=\"http://www.w3.org/2000/svg\"><path fill=\"white\" fill-rule=\"evenodd\" d=\"M65 264H86V261L80 258L79 249H70L66 253Z\"/></svg>",
  "mask_w": 264,
  "mask_h": 264
}]
</instances>
